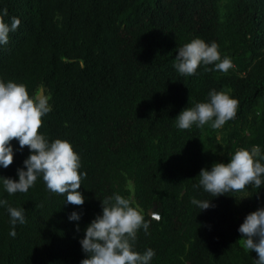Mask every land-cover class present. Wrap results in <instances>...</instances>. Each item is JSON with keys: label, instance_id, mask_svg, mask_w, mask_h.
Segmentation results:
<instances>
[{"label": "trees", "instance_id": "1", "mask_svg": "<svg viewBox=\"0 0 264 264\" xmlns=\"http://www.w3.org/2000/svg\"><path fill=\"white\" fill-rule=\"evenodd\" d=\"M4 9L5 22L17 17L21 24L0 45V80L24 84L30 95L44 87L52 111L40 133L49 143L70 142L87 176L82 206L65 204L42 176L14 195L0 179V200L8 201L0 206V264H81L80 240L102 214L101 201L128 198L115 186L118 169L133 175L149 222L134 250L152 249L150 264H255L258 254L238 242L233 202L247 193L248 214L264 207V185L219 197L194 185L203 168L230 162L240 148L259 146L264 154V0H0ZM197 38L217 43L234 68L202 64L195 75H180L178 49ZM212 90L239 101L235 119L218 130H180L181 111L209 102ZM12 146L14 163L0 166V176L18 181L31 153L18 141ZM193 198L214 207L202 211ZM8 206L25 214L15 237ZM72 212L81 220L70 221Z\"/></svg>", "mask_w": 264, "mask_h": 264}, {"label": "clouds", "instance_id": "2", "mask_svg": "<svg viewBox=\"0 0 264 264\" xmlns=\"http://www.w3.org/2000/svg\"><path fill=\"white\" fill-rule=\"evenodd\" d=\"M7 15V9L0 14V45H6L9 33L16 31L21 24L17 17H12L10 24L5 22ZM175 60L174 67L182 76L195 75L202 64H214L215 70L223 73L234 68L230 58H221L217 43L208 44L199 38L180 47ZM205 70L212 69L206 67ZM209 98V102L182 110L176 118V126L180 130H190L193 125L199 128L209 125L218 130L235 119L239 107L237 99L216 90L209 93ZM51 111L49 97L42 90L30 95L24 84L0 80V166L7 169L14 163V140L18 141L20 150L27 147L31 153L24 161V168L17 170L18 181L2 176L0 179L6 192L14 195L27 193L42 176L48 191L66 197L65 204L82 206L85 197L79 189L87 173L79 171L80 156L70 142L56 139L49 143L40 133L43 117ZM261 160H264V154L259 146H253L251 150L240 148L231 156L230 162L214 163L211 170L203 168L198 175L199 183L194 187L202 186L213 197L243 192L249 186L261 188L264 185V163ZM191 203L202 211L214 207L208 200L193 198ZM5 205L8 201L0 200V206ZM101 206L102 214L87 226L80 240L82 250L87 254L81 264H150L155 256L152 249L143 254L134 250L138 232L143 229L147 234L149 229L142 210L133 206L130 198L120 194L106 197ZM7 211L13 226L10 235L15 237L16 224L26 223L24 210L8 206ZM150 215L156 221L161 219L156 211ZM69 220L79 221L81 214L72 212ZM76 231H80L79 225ZM238 231L243 237L238 241L243 249L258 254L255 264H264V207L248 214Z\"/></svg>", "mask_w": 264, "mask_h": 264}, {"label": "rangeland", "instance_id": "3", "mask_svg": "<svg viewBox=\"0 0 264 264\" xmlns=\"http://www.w3.org/2000/svg\"><path fill=\"white\" fill-rule=\"evenodd\" d=\"M43 91L45 94V89L43 86H39L36 90L37 91ZM46 95V94H45ZM114 178H115V186L119 189H127L128 190V198H130L133 201V204L135 206H138L135 197H134V180L133 175L128 173L127 171L123 169H118L114 171ZM239 202H238V201ZM247 200H248V194L247 193H240L236 196L234 202H233V211L235 215V219L238 222L239 226L244 222L245 217L248 215L247 212ZM261 204H264V200H260ZM139 207V206H138ZM151 213V211H149ZM242 235L239 237V240L242 239Z\"/></svg>", "mask_w": 264, "mask_h": 264}]
</instances>
